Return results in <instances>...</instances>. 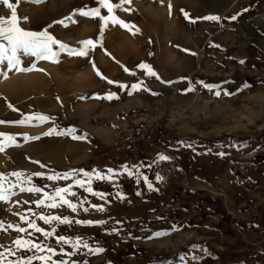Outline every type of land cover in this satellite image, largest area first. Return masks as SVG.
<instances>
[{"label":"rangeland","instance_id":"rangeland-1","mask_svg":"<svg viewBox=\"0 0 264 264\" xmlns=\"http://www.w3.org/2000/svg\"><path fill=\"white\" fill-rule=\"evenodd\" d=\"M13 3L20 28L95 46L0 65V174L15 193L0 200V264H264V0H131L114 9L126 27L109 20L102 36L78 11L98 0ZM148 117L157 132L129 158L122 137ZM57 188L75 211L46 206Z\"/></svg>","mask_w":264,"mask_h":264},{"label":"snow or ice","instance_id":"snow-or-ice-1","mask_svg":"<svg viewBox=\"0 0 264 264\" xmlns=\"http://www.w3.org/2000/svg\"><path fill=\"white\" fill-rule=\"evenodd\" d=\"M4 5L7 6L8 9L11 11L10 17H0V65L6 64L7 68L9 70L11 69H16L17 71H32L36 70L35 65H33L30 68H21V54L23 55H30L34 56L38 59H53V62L55 61V57L58 55L56 51L53 50V45H58L60 51H69V54H74V55H79V56H87L88 55V50L90 46L94 47V41L89 39V40H84L81 41L80 43L83 45V47L79 50H73L70 49L67 45L63 44L62 42L56 40L51 34L47 32L45 29L44 31L41 32H33V31H28L23 28L19 27V18L16 13V9L14 7L13 0H0ZM131 0H121L120 4H113L111 0H98V3L100 7L94 8V9H89L87 11L81 9L78 10L81 15L84 16H89V17H99L100 20L102 21V26H101V36L103 35V28L107 25L109 20H111L112 23H118L121 26H125L123 21L119 20L115 15H114V9L121 7V4L123 3H130ZM171 7V6H169ZM100 8H106L109 15L108 16H102L100 13ZM187 15V14H185ZM27 19V18H23ZM66 19H71V17H67ZM204 19H210V20H216L218 17H205ZM235 19V17H233ZM59 23H63V21H60ZM93 67L95 68V64L93 63ZM141 68H148L149 72L148 74L150 75H156L154 72L151 71L150 67L145 64L139 65ZM42 71V69H41ZM97 75L101 76V78H105L102 76V73L98 69H96ZM125 71H128V69L125 68ZM106 79V78H105ZM108 83H113V81L109 80ZM124 87V86H122ZM133 88H137V85H133ZM206 87L211 88L212 86L206 85ZM189 90H192L191 88ZM219 95V92L216 93ZM227 94V93H226ZM9 107H12L9 105ZM40 120H47L48 118L45 116H38L37 117ZM0 123H3L0 121ZM18 123H24V121H19ZM52 134L51 131L49 133H46V135ZM6 134L0 133V136H4ZM38 138V137H37ZM8 139L11 141L13 138L8 137ZM5 147L2 142H0V151H4ZM161 159H167V157H161ZM10 175L17 177L19 180L21 177H24V173L22 172H16V173H11ZM36 175H40L37 173ZM85 175H88L85 173ZM58 177L56 176H50L48 179H57ZM65 178H67V174H65ZM3 180H4V174H0V200H5L6 195H14L15 193L10 192L8 189H5L3 187ZM24 181L21 180V184ZM77 183H80V181H77ZM11 187H16L15 184L11 185ZM21 191H29V192H40L41 189L38 187H30V188H23L21 187ZM88 191H91L89 188ZM70 189L69 188H57L55 190V195L50 196L49 199L52 200V203L50 205L46 206H51L55 207L56 206V198L59 197L60 200H62L65 204H68L69 207L73 209V211L76 210V206L71 204L69 201L64 199V196L62 195L63 193H69ZM72 195H75V193H71ZM37 205H44L45 201L44 200H39L36 202ZM87 211V209H85ZM41 220H43L45 223H50L52 220H57L61 223H71L67 219V217L61 218L59 216H52V217H46V216H40L39 217ZM21 219H24V217H21ZM77 223H93L92 221H77ZM9 227H12L9 225ZM29 227L33 228L36 232H42L45 236H51V232H45L44 229L38 227L35 223H29ZM18 231H25L23 228H17ZM157 235H160L158 233ZM59 241H63L65 243H68L69 241L67 238L61 236L58 238ZM78 242V241H77ZM15 244L17 247H21L25 244H30L28 241H23L21 239H17L15 241ZM31 247H35L37 249H40L41 246L38 244H32ZM85 247L87 245L85 244ZM30 250V249H29ZM49 251H52V249H49ZM2 256V254H0ZM31 259L29 258L27 264H31ZM41 259H43L41 257Z\"/></svg>","mask_w":264,"mask_h":264},{"label":"built area","instance_id":"built-area-1","mask_svg":"<svg viewBox=\"0 0 264 264\" xmlns=\"http://www.w3.org/2000/svg\"><path fill=\"white\" fill-rule=\"evenodd\" d=\"M157 129L158 124L153 117L144 118L127 129L121 141V147L127 157L132 158L138 155L140 145L143 142H150ZM161 176L163 179L169 178V170L163 168Z\"/></svg>","mask_w":264,"mask_h":264},{"label":"bare ground","instance_id":"bare-ground-1","mask_svg":"<svg viewBox=\"0 0 264 264\" xmlns=\"http://www.w3.org/2000/svg\"><path fill=\"white\" fill-rule=\"evenodd\" d=\"M0 9H1V5H0ZM14 82V81H13ZM16 83L14 82L13 84H10L11 86L10 87H12V86H14Z\"/></svg>","mask_w":264,"mask_h":264},{"label":"trees","instance_id":"trees-1","mask_svg":"<svg viewBox=\"0 0 264 264\" xmlns=\"http://www.w3.org/2000/svg\"><path fill=\"white\" fill-rule=\"evenodd\" d=\"M88 165H90L89 163H86V165L85 166H88Z\"/></svg>","mask_w":264,"mask_h":264},{"label":"crops","instance_id":"crops-1","mask_svg":"<svg viewBox=\"0 0 264 264\" xmlns=\"http://www.w3.org/2000/svg\"><path fill=\"white\" fill-rule=\"evenodd\" d=\"M143 144H141V147H142Z\"/></svg>","mask_w":264,"mask_h":264}]
</instances>
